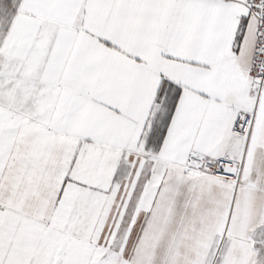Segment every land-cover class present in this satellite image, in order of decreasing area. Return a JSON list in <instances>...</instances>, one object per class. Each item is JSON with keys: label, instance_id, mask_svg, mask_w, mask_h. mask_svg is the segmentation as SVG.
Instances as JSON below:
<instances>
[{"label": "snow or ice", "instance_id": "obj_1", "mask_svg": "<svg viewBox=\"0 0 264 264\" xmlns=\"http://www.w3.org/2000/svg\"><path fill=\"white\" fill-rule=\"evenodd\" d=\"M0 264H264V0H0Z\"/></svg>", "mask_w": 264, "mask_h": 264}]
</instances>
